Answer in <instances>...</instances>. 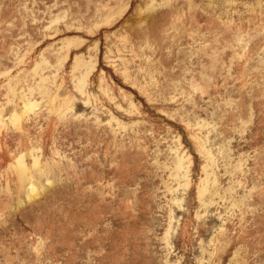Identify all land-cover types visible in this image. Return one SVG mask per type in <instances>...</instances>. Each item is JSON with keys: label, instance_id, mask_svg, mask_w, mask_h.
I'll use <instances>...</instances> for the list:
<instances>
[{"label": "rangeland", "instance_id": "1", "mask_svg": "<svg viewBox=\"0 0 264 264\" xmlns=\"http://www.w3.org/2000/svg\"><path fill=\"white\" fill-rule=\"evenodd\" d=\"M0 264H264V0H0Z\"/></svg>", "mask_w": 264, "mask_h": 264}]
</instances>
